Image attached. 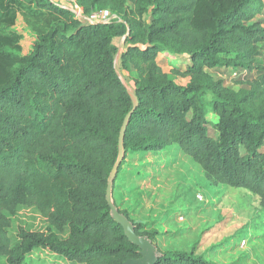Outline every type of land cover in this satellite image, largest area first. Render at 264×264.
I'll use <instances>...</instances> for the list:
<instances>
[{
  "label": "trees",
  "instance_id": "trees-1",
  "mask_svg": "<svg viewBox=\"0 0 264 264\" xmlns=\"http://www.w3.org/2000/svg\"><path fill=\"white\" fill-rule=\"evenodd\" d=\"M16 1L0 0V264L3 256L25 264L37 248L77 264L141 256L107 201L121 127L133 108L114 62L116 40L125 35L119 70L128 72L139 105L125 134L115 202L163 252L155 264H220L196 244L162 250L158 231L121 208L115 189L130 154L177 145L212 183L246 189L264 208V0H76L82 16L56 0H23L45 20L25 52L21 34L8 30ZM103 10L116 17L89 20ZM160 54L187 56L186 66L173 68L186 84L163 69ZM220 67L254 75L229 86L209 72ZM210 110L218 116L216 137L207 126ZM20 206L38 208L50 226H20L13 245L7 212L16 215Z\"/></svg>",
  "mask_w": 264,
  "mask_h": 264
},
{
  "label": "rangeland",
  "instance_id": "rangeland-1",
  "mask_svg": "<svg viewBox=\"0 0 264 264\" xmlns=\"http://www.w3.org/2000/svg\"><path fill=\"white\" fill-rule=\"evenodd\" d=\"M56 1L74 8L75 0ZM27 4L16 1L15 21L8 24V30L21 34L18 49L24 52L30 49L33 35L45 22L43 18H34ZM258 18L264 20V13ZM121 42L124 43L122 38H117L116 43ZM262 45L264 53V42ZM160 63L178 83L186 84V78L176 75L173 68L180 64L186 66L187 56ZM209 72L223 78L229 86H238V81L254 75L245 72V77L243 70L236 75L221 67L210 68ZM207 118L209 133L216 137L218 116L210 110ZM115 197L135 220L158 231L156 241L162 250H190L196 244L197 250L220 264H264V208L259 198L243 188L212 183L203 169L177 145L160 154H130L118 178ZM7 214L12 219L9 234L13 245L20 241V226L41 231L50 226L36 207L20 206L16 215ZM53 229L62 237L68 233L67 227ZM1 264H7L6 256L1 258ZM25 264L77 263L37 248L27 255Z\"/></svg>",
  "mask_w": 264,
  "mask_h": 264
},
{
  "label": "water",
  "instance_id": "water-1",
  "mask_svg": "<svg viewBox=\"0 0 264 264\" xmlns=\"http://www.w3.org/2000/svg\"><path fill=\"white\" fill-rule=\"evenodd\" d=\"M126 36L127 35H125L122 38V41H124V38H126ZM122 45L123 44L121 42L114 62H115V66L117 67L116 68L117 74L119 78L121 79L123 85L126 87L133 101V108L126 115L124 122L122 124V127H121L120 136H119L118 158L108 178L107 201L110 206V212H111L112 217L123 226L125 233L128 236V238L131 240V242H133L134 244H137L140 247V254H141L140 257L128 258L122 264H155L156 261L163 256V252L157 247V245L153 242V240L149 237V235H142V234L137 233L135 223L125 213L121 212L114 198L115 178H116L119 166L125 157L124 139H125L127 126L130 121L132 113L135 111V109L139 105V99L135 93V90L133 86L129 83V80L126 78L127 72L126 71L121 72L119 70V59L121 55Z\"/></svg>",
  "mask_w": 264,
  "mask_h": 264
},
{
  "label": "built area",
  "instance_id": "built-area-1",
  "mask_svg": "<svg viewBox=\"0 0 264 264\" xmlns=\"http://www.w3.org/2000/svg\"><path fill=\"white\" fill-rule=\"evenodd\" d=\"M73 10L75 11L77 16H82L83 14V9L81 8V6H79L78 3H76L75 0V4H74V8ZM115 15H112L108 10H103L97 13H94L92 15L89 16V20L91 22H99V21H109L113 18H115Z\"/></svg>",
  "mask_w": 264,
  "mask_h": 264
},
{
  "label": "crops",
  "instance_id": "crops-1",
  "mask_svg": "<svg viewBox=\"0 0 264 264\" xmlns=\"http://www.w3.org/2000/svg\"><path fill=\"white\" fill-rule=\"evenodd\" d=\"M170 58L166 55V54H160V56L158 57V60L161 61L163 60L164 62H167ZM163 68L164 65L162 64ZM186 80L188 81V78H186Z\"/></svg>",
  "mask_w": 264,
  "mask_h": 264
}]
</instances>
